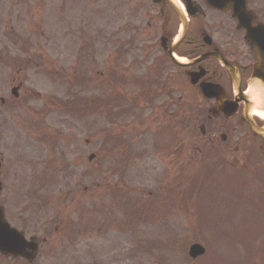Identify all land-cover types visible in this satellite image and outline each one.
I'll return each mask as SVG.
<instances>
[{
    "label": "rangeland",
    "instance_id": "374dc122",
    "mask_svg": "<svg viewBox=\"0 0 264 264\" xmlns=\"http://www.w3.org/2000/svg\"><path fill=\"white\" fill-rule=\"evenodd\" d=\"M156 13L146 0H0V208L40 242L31 263L0 264H264L260 143L239 127L234 155L197 153L192 121L169 141L166 125L179 120L166 96L132 106V80L155 77ZM162 18L174 33L178 19ZM220 19L208 12L204 23ZM182 88L165 87L168 98L178 103ZM67 101L89 111L65 112ZM193 243L205 253L192 262Z\"/></svg>",
    "mask_w": 264,
    "mask_h": 264
},
{
    "label": "flooded vegetation",
    "instance_id": "af4514ba",
    "mask_svg": "<svg viewBox=\"0 0 264 264\" xmlns=\"http://www.w3.org/2000/svg\"><path fill=\"white\" fill-rule=\"evenodd\" d=\"M146 1H149L150 5L157 9L158 13L155 16L160 21L162 35L169 39L167 46L170 47L173 43V38L178 33V26L174 33L167 32V28L164 26L166 20L162 18V15L167 10L169 11L170 9L172 11V9L165 0H162L159 5H153L150 0ZM177 1L182 4L183 11L186 12L185 0ZM189 3V11L197 8L200 12L188 16L187 34L174 49V54L179 56L186 66L176 67L168 56L160 51V58L153 61L150 67V69H154L156 74L153 81L160 87V92L166 96L168 103L165 105L167 107L171 108L172 106L180 105L191 108L190 111L195 115V122L197 125L202 126L204 130L203 138H206V141L204 140L203 142L205 145L211 148H220L222 153L225 152V154L232 156L240 148L239 140L233 139L235 133L239 131V127L247 131L244 136L251 137L252 140L258 139L249 132V124L243 121V102L238 103L237 113L231 118H226L221 111H215L219 103L236 101L233 99V84L227 71L216 59L206 58L199 61L198 58L208 53L221 56L223 60L237 71L240 79V93L238 95L243 98V93L247 92V81L251 77L252 65L256 60L255 52L245 44L243 36H240L241 32L234 30L233 25L227 23L229 22L228 20H218L210 28H208V23H204L208 11L216 14L228 12L219 13L211 10L205 6L203 0H190ZM173 14L175 15L174 12ZM229 16L231 17V15ZM216 35L217 38H214L213 36ZM169 65L174 68V71H165ZM174 81L181 84L183 92H186L184 98L182 96L178 98V103L169 99L168 97L172 93L165 90V87L172 85ZM200 85L211 86L213 97H205L200 91ZM171 112L173 111L169 113ZM211 112L216 113L212 114ZM255 121L258 125L262 123L258 120ZM217 139L219 142H217Z\"/></svg>",
    "mask_w": 264,
    "mask_h": 264
},
{
    "label": "water",
    "instance_id": "95a60500",
    "mask_svg": "<svg viewBox=\"0 0 264 264\" xmlns=\"http://www.w3.org/2000/svg\"><path fill=\"white\" fill-rule=\"evenodd\" d=\"M206 4L210 7L219 9V10H226L229 7L232 8L233 17H235L238 21L239 27L243 28L245 31V38L247 39L248 43H250L257 53V63L253 67V77L264 78V28L262 25H257L256 27L251 26L252 15L250 12L246 10L245 1L244 0H205ZM173 9L178 14L181 24H182V31L180 34V38H182L186 32V22L182 14L178 11V9L171 5ZM194 12H190L193 14ZM167 39H163V47L166 43ZM171 50L167 51L168 54L171 56ZM218 58V57H217ZM178 64L176 61H174ZM227 70L229 71L231 77L233 78L234 85L238 84L236 79H234V74L230 71V68L225 65ZM260 84L261 88L264 90V83H261L260 80H257ZM203 93L206 96H211V92L208 87H201ZM16 90L13 89L12 92L16 95ZM221 109L227 117H230L235 113V105H223ZM248 106H245L244 110V117L250 124V128L253 131L254 136H258L262 140L261 149L264 152V126L258 127L255 125L254 121L247 116ZM26 249L30 250L27 252ZM37 247L34 242H27L23 238V236L14 229H11L7 223L3 221V215L0 211V253L5 255H12L14 257H22L25 258L27 261H32L34 252L36 251ZM204 253V249L198 245L194 244L191 245L189 248V256L191 259H195L198 256H201Z\"/></svg>",
    "mask_w": 264,
    "mask_h": 264
},
{
    "label": "clouds",
    "instance_id": "9594fccd",
    "mask_svg": "<svg viewBox=\"0 0 264 264\" xmlns=\"http://www.w3.org/2000/svg\"><path fill=\"white\" fill-rule=\"evenodd\" d=\"M256 80H260L261 83H264V78H259V77H253L249 81V83L254 85ZM238 89H239V84H237L236 87L233 89V99L236 101L240 99V96L237 95ZM246 100L249 102L251 115L261 116L262 118H264V101L258 102V99L255 96L253 90L250 89L248 91Z\"/></svg>",
    "mask_w": 264,
    "mask_h": 264
},
{
    "label": "bare ground",
    "instance_id": "6f19581e",
    "mask_svg": "<svg viewBox=\"0 0 264 264\" xmlns=\"http://www.w3.org/2000/svg\"><path fill=\"white\" fill-rule=\"evenodd\" d=\"M258 99V102L264 101V90L261 88L260 84L256 83V87L251 88ZM257 118L263 120L261 116H256Z\"/></svg>",
    "mask_w": 264,
    "mask_h": 264
}]
</instances>
